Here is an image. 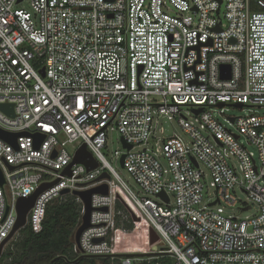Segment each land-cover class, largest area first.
<instances>
[{
    "label": "built area",
    "instance_id": "2783aa9c",
    "mask_svg": "<svg viewBox=\"0 0 264 264\" xmlns=\"http://www.w3.org/2000/svg\"><path fill=\"white\" fill-rule=\"evenodd\" d=\"M0 104L14 111L0 112V130L20 134L15 145L0 138V247L15 226L17 200L42 184L53 183L26 217L35 233L63 190L105 184L106 195L91 196L90 227L73 244L77 258L264 264V115L252 111L264 108V0H0ZM235 104L249 113L224 117L233 132L214 113ZM162 117L176 118L186 139L160 137ZM110 132L131 147L114 156H124L137 193L104 158ZM83 144L97 168L76 164L63 175ZM103 173L109 179L92 183ZM208 178L213 191L204 203Z\"/></svg>",
    "mask_w": 264,
    "mask_h": 264
},
{
    "label": "trees",
    "instance_id": "16d2710c",
    "mask_svg": "<svg viewBox=\"0 0 264 264\" xmlns=\"http://www.w3.org/2000/svg\"><path fill=\"white\" fill-rule=\"evenodd\" d=\"M116 208L123 211L119 204ZM80 212L81 205L73 195L52 201L46 208L41 230L35 233L28 225L19 230V239L10 252L4 253L10 241L3 248L0 264H110L109 259L77 258L73 253L71 238L79 224ZM122 226L129 230L132 227L126 221Z\"/></svg>",
    "mask_w": 264,
    "mask_h": 264
},
{
    "label": "water",
    "instance_id": "95a60500",
    "mask_svg": "<svg viewBox=\"0 0 264 264\" xmlns=\"http://www.w3.org/2000/svg\"><path fill=\"white\" fill-rule=\"evenodd\" d=\"M43 74V71H42ZM220 76L223 79L229 78V66H221L220 68ZM226 105L225 103H219L218 107H222ZM237 108L241 107V104H235L234 105ZM0 112L4 113L5 115L9 117H13L14 111H13V105L11 104H0ZM201 110H196L194 111V114H199ZM20 134L17 133H7L3 132L0 130V138L4 139L8 143L15 145V139L18 137ZM43 136L36 135L35 140H36V147H38V144L42 140ZM122 146L126 147L127 149H130L131 147L129 145H126L122 140ZM124 156L120 158V165L122 166ZM80 164L86 167V169L89 170H94L97 168L98 163L94 159V157L91 155V153L87 150L86 146L83 144L81 145L74 153L72 162L69 166L66 167V169L63 171V175L70 176V169L73 165ZM104 179H109V176L106 173L101 174L94 182H99ZM4 183L3 177L0 171V186H2ZM53 183H44L42 184L30 197L26 199H18L16 203V212H17V219L15 226L10 233V235L4 240L2 246L0 247V255L2 251V247L5 243H7L19 230L24 228L26 226V217L29 212V210L32 208L33 203L37 196L42 193L45 189L50 187ZM86 184H82L81 186H85ZM68 190H63L61 192V195H66L68 194ZM93 194H100V195H106L107 194V186L105 184L90 188L88 190L84 191H73L72 195L79 198L80 201L82 202L83 205V215L81 216V223L75 230L72 238H71V243L78 245V240L80 237V234L87 228L90 227V214L93 211V208L91 206V196ZM159 197L162 199L166 200V196L164 193L159 194ZM213 205V204H212ZM8 208H6L7 212ZM103 211H106V209H103ZM157 238L153 235V232L150 231V241L154 242ZM101 241L97 240L96 242ZM119 258H124V257H148L147 255H119ZM81 258H92L88 256H82ZM93 259V258H92Z\"/></svg>",
    "mask_w": 264,
    "mask_h": 264
},
{
    "label": "rangeland",
    "instance_id": "374dc122",
    "mask_svg": "<svg viewBox=\"0 0 264 264\" xmlns=\"http://www.w3.org/2000/svg\"><path fill=\"white\" fill-rule=\"evenodd\" d=\"M21 7L28 9V3L27 2L21 3ZM252 111L253 112L255 111V114H257V115H264V108H253ZM248 113L249 112H248L247 108H245L244 111H240V110H238V108L226 106V109L224 110V116H221L217 112L214 113V115L218 121L223 123L228 129L235 132V129L233 127H230L229 124L225 122L224 117H228V116H230V117H241V116H245ZM158 128L163 129V135L160 137H169V136H172L173 134H176L179 137L186 139V135L184 134V132L181 130V128L177 124L176 118L171 119V120L168 119L167 117L160 118L159 125H158L157 129ZM157 136H158V131H157ZM240 141L242 142V144L246 145L248 150L256 153L255 148L252 147L251 145H248L246 140L243 137H241ZM74 148H75L74 146H68L66 149L71 153L74 151ZM115 151L122 152L123 146H122V143L120 142V137L115 132H110L108 134V137H107L106 148L103 150L104 158L108 162V164L116 171V173L119 175V177L126 183V185L134 193H137L138 192L137 185L135 184V182L133 181L131 176L126 172V170L123 169L122 166L120 165L119 157L117 158L114 156ZM161 162L166 167L165 161L162 160ZM209 183H210V178H208L206 183H205L204 203H206V200L208 199L207 195L211 194L213 191L212 188H210ZM233 195L239 201L238 202L239 205L246 202L244 194L241 193L238 189H235ZM215 210L222 212L225 215H227V214L237 215L239 217H244V215H246V214L238 213L237 209H235V208H228L227 206H224V205H219V206L217 205L215 207ZM18 239H19V235H18V233H16L14 235V237L12 238V240H10V244L8 245V247H6L4 249V253L10 252L11 247L14 246L15 242H17ZM129 239H130L131 243H136L137 245L140 242V239L135 237V236L129 237ZM140 246H142V244H140Z\"/></svg>",
    "mask_w": 264,
    "mask_h": 264
}]
</instances>
